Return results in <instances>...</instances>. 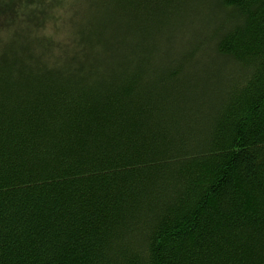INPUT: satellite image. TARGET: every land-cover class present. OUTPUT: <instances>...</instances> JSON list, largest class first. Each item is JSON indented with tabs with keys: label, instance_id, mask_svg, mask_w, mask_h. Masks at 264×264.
<instances>
[{
	"label": "trees",
	"instance_id": "1",
	"mask_svg": "<svg viewBox=\"0 0 264 264\" xmlns=\"http://www.w3.org/2000/svg\"><path fill=\"white\" fill-rule=\"evenodd\" d=\"M0 264H264V0H0Z\"/></svg>",
	"mask_w": 264,
	"mask_h": 264
}]
</instances>
